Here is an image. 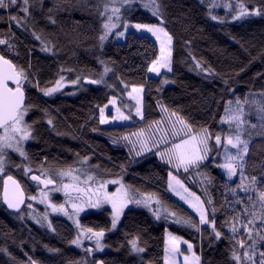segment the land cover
I'll return each instance as SVG.
<instances>
[{"label":"trees","instance_id":"trees-1","mask_svg":"<svg viewBox=\"0 0 264 264\" xmlns=\"http://www.w3.org/2000/svg\"><path fill=\"white\" fill-rule=\"evenodd\" d=\"M243 2L250 8L264 7V0ZM106 3L107 0H30L32 6L26 29L8 20L11 15L22 16V12L0 10V17H4L0 20V38L11 45L9 49L7 44H0V52L23 66L30 81L25 82L26 103L31 106L26 122L32 127V140L25 147L27 158L12 156L13 165H27L40 174L41 166L66 169L74 167L78 159L89 157V165L99 177L121 178L133 193L155 194L169 211L178 217H190L198 224L199 217L169 191V168L155 150L136 156L123 140L130 131L161 117L159 103L179 112L194 131L207 127L213 137L216 134L224 137L233 130L226 121L225 106L229 101L234 106L239 98L244 103L246 121L242 138L248 140L249 147L244 175L256 176L257 186L264 189V121L258 112V108L264 106V14L232 21L219 10L217 16L214 9L209 8L208 0H158L164 26L174 37L173 63L170 73L153 77L147 65L158 51V44L151 36L129 31L123 41L110 37L101 46L99 36L105 21L101 12ZM210 12L223 19H211ZM124 18L129 23L159 22L158 17L138 3L129 6ZM32 34L40 36L52 52H43L40 40ZM101 61L111 69L101 84H85L81 79L75 95H70L69 89L51 97L40 91L54 86L62 75L69 80L85 76L100 79ZM196 61L214 71L198 70ZM165 79H170L171 83L162 84ZM37 82L39 87L34 86ZM125 84L144 86L143 119L131 124H100L98 106L107 104L112 96L128 102ZM49 119L52 124L48 123ZM210 143L213 147L211 158L200 166L206 170L222 162L220 158L214 159V139ZM192 172L184 173L181 169L180 179L201 199L207 200L208 196L212 199L213 203L208 205L209 219H215L216 228L222 233L220 238H216L207 225L197 230L176 224L170 216L162 215L157 219L148 207L136 204L124 210L116 228L112 229V210L105 206L80 217L84 227L105 229L106 248L94 256L93 264L98 259L104 264H163L167 230L193 241L201 264H235L229 224L233 215L245 206L237 201L248 200L237 188L241 176L236 186L217 185L210 176L203 191L197 184L189 183ZM6 174L17 177L28 195H35L40 188L21 168L8 167L5 174H0V192ZM233 188H237V195L233 194ZM251 195L255 197V193ZM53 200L60 202L61 198L54 195ZM213 208L214 217L211 215ZM26 211L27 205L13 214L0 200V264H30V261L70 264L81 257V251L70 243L77 235L71 222L53 217L51 223L55 231H52L34 224L26 217ZM134 237H138L144 249L142 258L131 253L129 241ZM241 238L246 239L242 229L236 239ZM258 247L264 248V244ZM236 251L241 250L237 247Z\"/></svg>","mask_w":264,"mask_h":264},{"label":"snow or ice","instance_id":"snow-or-ice-1","mask_svg":"<svg viewBox=\"0 0 264 264\" xmlns=\"http://www.w3.org/2000/svg\"><path fill=\"white\" fill-rule=\"evenodd\" d=\"M143 6L151 10L152 16L158 17V23H136L132 25L136 30H144L150 33L155 38L158 44V51L154 53V58L151 59L147 65V70L150 73L160 74L162 69L168 72L172 71L173 63V41L174 37L167 30L161 11V6L158 0H142ZM131 0H110V3L104 4V10L101 16L107 15V20L103 23V32L99 36L101 46L103 42L109 39L110 34L115 31L116 37H125V31L118 30L117 23L113 19L119 21L121 19V9L125 5H129ZM30 0H0V10L9 9L12 11H19L24 13V16L11 15L8 17L9 22L15 21L18 26H24L30 16ZM218 5L212 3L209 8H215ZM225 8L234 9L235 15L232 19L242 18L248 15H262L264 14V7L255 6L249 8L243 0H235V4L225 3ZM211 15V12L209 13ZM4 17H0V20ZM211 19H223L215 15H211ZM54 22V21H53ZM123 28L127 30L129 23L125 21ZM36 39L41 40L40 36ZM42 44L44 43L41 40ZM0 44H7L9 49L11 45L8 40L0 38ZM43 50L51 51V48L44 44ZM195 60V57H192ZM103 64L104 61H101ZM31 65H29L30 67ZM195 67L203 72L214 71L210 68H204L199 61H196ZM111 71L107 66L104 67L103 73L100 74V79H90L85 76L83 78L77 77L70 81L73 85H77L81 79L90 81L92 84H101L104 82V76ZM64 77L61 76L54 86L41 88L40 91L46 96H50L64 87ZM25 82L29 81V73L23 66H18L12 59L5 54L0 53V173L5 171L7 163L6 153L8 150L18 152L21 157L27 158L24 151L23 144L32 136V127L29 125L25 117L31 106L26 103ZM162 84L168 83L167 80H162ZM227 83V81L225 82ZM39 87L38 82L34 85ZM109 87H112L109 85ZM130 87V90H128ZM144 86L142 84L124 85L127 90V96L135 101L134 111L135 115L143 119V111L141 104V93ZM109 105L114 108V114L109 116L105 114V109ZM121 105L123 107H121ZM99 108V123L106 124L109 121H122L132 119V108L128 104H124L122 98L112 96L108 99V103ZM162 111L166 113V119L160 121H153L155 127L151 128L149 134H145L144 130H140L133 135L136 136V141L132 142L133 149L136 155L139 156L144 152L155 150L156 155L166 166L169 171L167 173V187L169 190L179 196L181 200L185 201L199 216V223L192 221V219L178 217L175 212L169 211L164 206L163 202L152 193H133L129 187L126 186L121 179H100L95 175L94 170L84 167L88 162V157H83L80 161L81 167L76 168L69 166L66 169H48L41 166L40 174H34L33 170L24 165V171L31 176L33 181H36L38 187L41 185L39 197L32 196L31 200L39 199L41 203L45 204L46 211L39 216L33 215L32 218L38 224L47 222L49 228H52L51 220L48 219V208L52 212L63 213L68 219L72 220L77 228V235L71 240V244L78 247L84 246V241H94L96 249H103L102 238L105 235V229L99 230L91 227H84L80 224L79 214L83 211L85 206H92L99 208L103 204H110L111 225L116 228L121 215L130 204L143 205L154 212L157 219L163 215L165 218L172 217L176 224L188 225L199 230L201 225L211 227L216 238H220L222 233L216 228L215 219H209L208 205L213 203L209 197L207 200L201 199L195 192H192L185 182L180 179V170L188 173L194 169H199L201 164L210 159L213 151V139L215 141V150L217 152V159L222 158V163L217 167L221 168L228 178L234 177L239 171L241 176V183L237 188L242 190L247 196L248 200H238L237 203L244 204V208L235 213L232 222L229 224L230 232L233 238L232 256L235 264H264V248L258 245L264 244V189L257 186V177H245L246 154L249 151L248 140L242 138L245 131L244 125V103L239 98L233 102L229 101L225 106L226 121L233 129L229 134L223 138L221 134H216L213 137L211 131L204 127L199 132L193 130L192 125L180 115L179 112H169L166 107L161 106ZM259 116L264 121V106L258 108ZM222 120L225 118L222 117ZM52 124V120H48ZM163 125V126H162ZM255 127V125H252ZM128 139L127 136L124 137ZM115 143V141H113ZM221 148L223 152L221 153ZM231 149H234L233 152ZM98 167V166H97ZM197 175H204L197 171ZM247 180L248 183H244ZM118 185L115 191H108V185ZM237 188H233L232 192L237 195ZM62 192L65 196L64 203H53L49 197V193ZM255 193V197L251 195ZM3 200L9 208L20 209L21 205L25 203L24 190L20 182L13 176L7 175L3 181ZM31 208L32 205L28 204ZM31 214V213H30ZM211 215L214 217L215 209H212ZM259 222V224H257ZM227 223V222H226ZM240 229L246 239H236ZM131 248L135 252H143L144 249L139 247L138 237H134L129 241ZM187 245V254L182 250L181 245ZM239 247L240 252L236 251ZM93 248L89 247L86 252H92ZM182 257V260H181ZM30 264H36L35 261H30ZM103 264V262H97ZM163 264H200V257L193 251V245L179 235L167 233L164 242V256Z\"/></svg>","mask_w":264,"mask_h":264},{"label":"rangeland","instance_id":"rangeland-1","mask_svg":"<svg viewBox=\"0 0 264 264\" xmlns=\"http://www.w3.org/2000/svg\"><path fill=\"white\" fill-rule=\"evenodd\" d=\"M208 1H209V5L212 4V3H215L216 5H218L217 7L212 8V9H214V12L216 13L217 16L220 15L219 12L217 11V10H219L220 13H221V15H228V16H229V19L232 20V21H241V20L250 19V18H258V17L261 16V15H248V16H244V17H242V18H237V19L234 20V19H232V16L235 15V11H234V9H228V8H225V7H224V4H225V3H232V4L234 5V4H235V0H208ZM107 3H110V0H107ZM132 3H138L141 7H143L144 9H146V10H148V11L151 12L150 9L145 8V7L143 6V2H142V0H131V3H130L129 5H125V6L121 9V19H120L119 21H117V20H115V18H114V19H113V22H114V23H117V25H118V30H120V31H125V37H126L127 32H129V31H135V32L138 33V34H146V35L151 36L150 33H147V32L144 31V30H136L134 27H132V25H134V24H136V23H140V22H133V23H129V22H128V23H129V28H128L127 30H125V29L123 28V23L126 21L125 18H124V15H125L127 9L129 8V6H130ZM249 8H250V7H249ZM23 16H24V13L22 14L21 17H23ZM106 20H107V15H105V21H106ZM105 21H104V22H105ZM14 23L16 24L15 21H14ZM16 25H17V24H16ZM20 27H21V26H20ZM21 28L26 29V28H27V23L24 24V26H22ZM115 31H116V30H113V33L110 34L109 38L112 37L115 41H123V40L125 39V37H119V38L116 37V36H115ZM32 35L35 37V39H36V36H38L37 34H32ZM151 37H152V36H151ZM152 38L155 40L154 37H152ZM40 42H41V40H40ZM41 44H42V42H41ZM44 44H46V43H43V44H42V51H43V52H46V53H51V52H52V49H51V51L43 50V48H44ZM47 46H48L49 48H51L48 44H47ZM102 65H103V66H102V69H104V67L107 66V64H105V63H103ZM107 67L109 68V66H107ZM202 67H203V66H202ZM198 70H199V69H198ZM102 71H103V70H102ZM200 71H201V70H200ZM102 73H103V72H102ZM163 73H170V72H168L166 69H162L160 74H157V73H150V72H149V75H150V76H153V77H157V76H160V75L163 74ZM204 73H208V72H204ZM62 76L64 77V81H63V83H64V87H63V88H60L57 92L53 93V94L50 95L49 97L54 96V95L58 94L59 92L64 91V90H66V89H69V92H68V93H69L70 95H75V94H77L76 86L79 85L80 82H79L77 85H73L72 83H70V81L75 80L76 78H74V79H72V80H69L68 76H66V75H62ZM59 79H60V78H59ZM165 80L168 81V83H166V84H170V83H171V80H170V79H165ZM128 90H130V87H129ZM143 96H144V88H143V91H142V93H141V98H142V99H141L142 111H143ZM126 98H127V100H128L129 103H128V102H127V103H126V102H123V103H124V104H128V105L132 108L131 113L126 112V114H131L132 119H130V120H122V121H109L108 123H106V124H104V125H122V124H131V123H134L135 120H142L139 116H136V115H135V111H134L135 101H134V100H131V98H129V97L127 96V92H126ZM161 106L166 107L163 103H159V109H160V111H161V117H160L157 121H160L161 119H166V113H164V112L162 111ZM121 107H123V106L121 105ZM166 108H167V107H166ZM167 110H168L169 112H172V110H170V109H168V108H167ZM27 114H28V113H27ZM105 114H106V115H109V116L113 115V114H114V108H112V106L109 105V107L105 109ZM98 115H99V110H98ZM26 116H27V115H26ZM25 120H26V117H25ZM162 126H163V125H162ZM153 127H155V125H153V123H152V124H149V125H146V126L138 127L137 129H134V130L130 131L128 134L125 135V136L128 137V139H127V140L124 139V140H123V143L126 145V147L131 151V153H132L133 155H136V151L139 149V145H137V148H136V149H133V147H132V142H133V141H136V139H137L136 136L133 135V134H134V133H137V132L140 131V130H144V131H145V134L147 135V134H149V132L151 131V128H153ZM222 138H223V137H222ZM31 140H32V136H31L30 139H28L27 141L24 142V144H23V148H24V151H25V152H26V150H25L26 144H27L29 141H31ZM231 150H232L233 152L235 151L234 149H231ZM222 152H223V149L221 148V153H222ZM144 153H145V152H144ZM12 156H17V157L20 158V159L23 158V157L20 156V154H19L18 152H15V151H13V150H8L7 153H6V160H7V163H6V166H5V171H4L3 173H0V174H5V172L7 171L8 167H14V168H19V169L21 168L22 171L25 173V171H24V166L19 167V166L13 165V163H12ZM136 156H137V155H136ZM216 157H217V152H215L214 159H215V160H219V159H217ZM88 158H89V157H88ZM220 159H222V158H220ZM81 160H82V158L78 159V162H77V164H76L74 167H76V168L81 167V164H80V161H81ZM89 161H90V159H88V162H87L86 165H84V167L89 168V169H92V168L90 167V165H89ZM221 161H222V160H221ZM204 162H205V161H204ZM204 162H203V163H204ZM222 162H223V161H222ZM222 162H220V163H222ZM203 163H202V164H203ZM220 163H214V164L210 165V166L208 167L207 170H206V169H202V168H199L198 170H197V169H194L193 172H192V174H191V175L189 176V178H188L189 183L197 184V185H198L203 191H205V190H206V185L209 184V182H210V176H212V177L214 178V180H215V183H217V185H224L225 183H229V184H231V185H233V186H236V185L238 184V182H239V176H240L239 171L237 172V174H236L234 177H232V178H228V177L224 174L223 170H222L221 168L217 167V165L220 164ZM197 171H199L200 173H203L204 175H202V176H201V175H197ZM94 172H95V171H94ZM25 174H26V173H25ZM26 175H28V174H26ZM95 175H96L98 178H100V179H104V178L99 177L98 174H97L96 172H95ZM112 179H121V178H111V179H107V180H112ZM121 180H122V179H121ZM196 181H197V183H196ZM122 182H123V181H122ZM123 183H124V182H123ZM185 184H186V183H185ZM186 185H187V184H186ZM116 187H118V185H112V184H109V185H108V191H115V190H116ZM187 187L189 188L188 185H187ZM189 189H190L192 192H195V191H193L191 188H189ZM40 190H41V187H40L39 189H37V193L35 194V196L39 197V192H40ZM169 191L171 192L172 195H174L178 200H180L184 205H186L189 209H191V210H192V211L198 216V214L195 212V210H194L193 208H191V207L189 206V204H187L185 201L181 200L180 197L177 196V195H175V193L172 192L171 190H169ZM195 193H196V192H195ZM196 194H197V193H196ZM54 195H58V196H60L61 201H60V202H56V201H54V200H53ZM197 195H198V194H197ZM32 196H34V195H28V203H27L26 217H28V218H29L34 224H36V225H38V226H46V227H48L47 222H43V223H41V224H38V223L36 222V220H34V219L32 218L33 215L39 216L40 214H42V213H44V212L46 211L45 204H44V203H41L39 199L34 200V201L31 200L30 197H32ZM198 196H199V195H198ZM49 197H50L51 201H52L53 203H56V204L64 203V201H65V196L63 195L62 192H55V191H52V192L49 193ZM208 198H209V196H208ZM0 200H1V192H0ZM28 204H31L32 207L29 208V207H28ZM130 205H135V204H130ZM130 205H129V206H130ZM105 206L111 208V205H110V204H103V205H101L99 208L92 207V206H90V205L85 206L84 209H83V211L80 212L78 218H79V220H80V217H81L82 214H84V213H86V212H88V211H90V210L100 209V208L105 207ZM111 210H112V209H111ZM47 211H48V213H49V216H48V219H49V220H51L53 217H62V218H64V219L68 220L69 222H71V224H73V225L76 227V225L73 223V221L70 220V219H68V217L65 216L63 213H60V212H56V213H54V212L51 211L50 208H48ZM30 213H31V214H30ZM198 217H199V216H198ZM76 229H77V228H76ZM112 229H114V228H112ZM169 232L172 233V234H174V235H177V234H175V233H173V232H171V231H169V230L166 231V234L169 233ZM103 238H104V237H103ZM103 238H102V243H103V245H104L103 249H96V248H95V242H94V241H87V240L84 241V246H83V247H78V246H76V245H73V246H75L77 249H79V250L81 251V257H80L78 260H76V261H72L70 264H93L94 256H95L96 254H100V253H102V252L105 250V248H106V245H105L104 242H103ZM184 239L187 240V241H189V242L193 245V251L196 253L197 256H199V254L197 253V251H196V249H195V244H194V242L191 241V240H189V239H186V238H184ZM138 244H139V247L142 248V246L140 245L139 241H138ZM89 247H92V248H93V251L90 252V253H89V252H86V249L89 248ZM130 247H131V245H130ZM181 247H182V250H184L185 253L187 254V245L182 244ZM142 249H143V248H142ZM131 253H132L133 255L139 257V258H142V254H143V252H135V251H133L132 248H131ZM199 257H200V256H199ZM181 260H182V257H181ZM200 261H201V260H200ZM200 264H201V262H200Z\"/></svg>","mask_w":264,"mask_h":264},{"label":"water","instance_id":"water-1","mask_svg":"<svg viewBox=\"0 0 264 264\" xmlns=\"http://www.w3.org/2000/svg\"><path fill=\"white\" fill-rule=\"evenodd\" d=\"M0 53H1V52H0ZM84 83H85V84H90L91 82H90V81H85V80H84ZM25 94H26V92H25ZM33 173L39 175L37 172H33ZM7 175H11V176H13L16 180L19 181V179H18L17 177H15L14 175H12V174H6V175L3 177V181H4V178H5ZM29 180H30L31 182L37 183L36 181H33V180L31 179V176H30V175H29ZM19 182H20V181H19ZM20 185H21V187H22L23 190H24V194H25V203L21 205L20 209H12V208H9V207L7 206V204H6V203L4 202V200H3V183H2V189H1V202H2V204L4 205V207H5L9 212H11V213H13V214H17V213L21 212V211L25 208V206L27 205V203H28V194H27L26 190L24 189V187L22 186L21 182H20ZM40 187L43 188L42 185H41ZM97 262H103V260H102V259H98V260L96 261V264H97ZM103 264H104V262H103Z\"/></svg>","mask_w":264,"mask_h":264}]
</instances>
